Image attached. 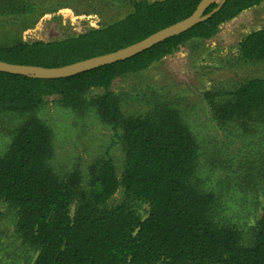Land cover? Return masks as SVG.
Here are the masks:
<instances>
[{"label":"trees","instance_id":"trees-1","mask_svg":"<svg viewBox=\"0 0 264 264\" xmlns=\"http://www.w3.org/2000/svg\"><path fill=\"white\" fill-rule=\"evenodd\" d=\"M204 1H135L120 21L76 37L0 46V60L57 68L113 53L185 20ZM263 2L227 0L191 30L128 60L73 77L46 80L0 72V118L12 116L14 121L7 134L11 141L0 152V203L16 213L23 250L6 252L0 264H264V213L245 243L241 230L224 215L223 200V192L234 193L228 191L230 184L241 193H264V135L257 142L247 140L259 134L250 123L264 127V79L244 82L219 100L205 94L213 119L243 148L234 153L238 165H226L237 182L219 193L198 180V144L173 104L161 103L144 117L127 118L122 98L112 91L119 78L147 70L187 42L213 39L224 23ZM217 6L210 3L205 13ZM34 9L22 0H0L1 15H26ZM239 56L244 62L264 61V29L244 38ZM149 90L152 96L159 93L149 87L144 98ZM52 97L63 109L81 116L92 113L114 131L125 155L121 181L109 152L85 170H54L53 129L38 116ZM229 157L223 153L220 159L235 161ZM120 186L124 200L108 205ZM139 204L149 205L144 220Z\"/></svg>","mask_w":264,"mask_h":264},{"label":"rangeland","instance_id":"rangeland-1","mask_svg":"<svg viewBox=\"0 0 264 264\" xmlns=\"http://www.w3.org/2000/svg\"><path fill=\"white\" fill-rule=\"evenodd\" d=\"M22 1L34 5V12L26 15L9 12L7 15L0 14V46L20 42H54L76 37L120 21L131 12L133 2L139 0ZM219 1L206 0L203 5ZM262 29L264 2L224 23L220 33L213 39L187 42L171 56L154 63L141 73L119 78L112 86V91L122 98L121 108L127 118L144 117L161 103H171L177 108L198 144L200 167L197 178L217 193L222 192V187L228 183L232 182L233 185L237 182L235 176L230 179L231 173L226 165L232 168L238 165L234 156L239 152V145L231 141L235 140L234 136L227 138L226 132L213 119L205 94H215V99L219 100L244 82L264 79V61L244 62L239 56L244 38ZM149 87L154 88L159 95L152 96L154 92L149 90L144 98L143 92ZM38 116L53 129L54 156L51 163L55 171L64 173L77 166L85 170L96 157L109 152L118 179L122 180L125 166L123 147L115 140L114 131L108 125L92 113L81 116L63 109L56 97L47 99ZM11 117L0 118V152L11 141L7 135L12 129L10 122H14L10 120ZM250 124L259 134L254 133L247 140L257 142L264 135V127L261 123ZM244 134L249 137L252 132ZM240 149H243L242 146ZM223 153L235 161L221 160ZM228 191H234V195H230L233 198L231 200L223 192L226 208L224 215L241 230L244 242L248 243L256 222L264 213V193H241L231 184ZM125 196V190L120 186L108 205L119 204ZM137 209L141 219H146L149 205L139 204ZM15 219L14 210L8 204L0 203V258L13 249H17L19 254L23 252L16 235Z\"/></svg>","mask_w":264,"mask_h":264},{"label":"water","instance_id":"water-1","mask_svg":"<svg viewBox=\"0 0 264 264\" xmlns=\"http://www.w3.org/2000/svg\"><path fill=\"white\" fill-rule=\"evenodd\" d=\"M206 1V0H205ZM204 1V2H205ZM227 0H220L217 8L210 14H206L207 5H202L188 18L182 20L167 29L162 30L138 43H135L116 52L93 57L70 65L57 68H46L41 66L18 65L0 60V72L18 76H33L38 79L58 80L76 76L103 66L111 65L128 60L138 54L154 47L155 45L191 30L201 22L218 13Z\"/></svg>","mask_w":264,"mask_h":264}]
</instances>
